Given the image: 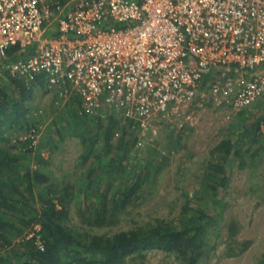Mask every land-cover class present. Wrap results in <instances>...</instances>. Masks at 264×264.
<instances>
[{"label":"trees","instance_id":"16d2710c","mask_svg":"<svg viewBox=\"0 0 264 264\" xmlns=\"http://www.w3.org/2000/svg\"><path fill=\"white\" fill-rule=\"evenodd\" d=\"M46 34L59 31L51 26ZM32 51L31 46L22 50L13 45L9 61ZM213 71L206 72L205 85ZM45 81L41 75L29 84L9 69L0 71V264H153L148 252L154 249L173 254L178 264H207L208 241L214 248L223 242L226 257L240 256L250 247V239L238 237L241 223L226 214L224 196L235 168H249L256 176L252 185L264 187L263 100L225 118L197 175L205 197L184 189L185 201L176 215L143 222L129 217L134 224L124 228L122 220L157 182L161 156L151 148L148 154L154 157H141L135 120L123 122L114 112L105 118L81 114L77 94L65 103L52 99L49 121L47 105L36 101L53 91ZM186 129L174 124L169 136L176 138ZM30 134L38 136L36 143ZM66 137H79L83 148L74 169L64 171L54 161ZM221 223L226 230L218 239ZM257 264H264V253Z\"/></svg>","mask_w":264,"mask_h":264},{"label":"built area","instance_id":"2783aa9c","mask_svg":"<svg viewBox=\"0 0 264 264\" xmlns=\"http://www.w3.org/2000/svg\"><path fill=\"white\" fill-rule=\"evenodd\" d=\"M54 21L59 34L47 35ZM13 45L33 51L9 61ZM5 68L29 84L44 75L56 104L80 95L83 115L135 120L143 150L207 105L229 118L264 101V0H0Z\"/></svg>","mask_w":264,"mask_h":264},{"label":"rangeland","instance_id":"374dc122","mask_svg":"<svg viewBox=\"0 0 264 264\" xmlns=\"http://www.w3.org/2000/svg\"><path fill=\"white\" fill-rule=\"evenodd\" d=\"M52 99L51 93L36 97V101L47 105L45 111L49 121L52 117L49 110ZM192 116V121L186 125L185 132L176 138L169 136V130L173 128L174 123L162 126L164 129H160L156 137L147 136L141 157H154L148 154V151L154 148L155 154L161 156V170L157 173V182L152 185L151 192L147 193L143 202L127 219L122 220L120 226L126 228L134 224L130 218L143 222L150 217L176 215L185 201L184 189L193 195L206 196L198 187L197 175L202 171L201 166L205 157L209 155V150L219 140L220 128L226 122V111L223 107L211 104L203 110L195 111ZM41 128L43 131L44 127ZM175 139L180 143L174 145ZM82 148L79 137H66L60 151L62 156L56 154L58 161H54L55 166L60 164L64 171L73 170ZM45 155L48 156V152H45ZM255 179L256 176L250 173L249 168L245 170L235 168L230 189L224 196L228 201L226 214L234 215L241 223L238 237L250 239L252 241L250 247L240 256L226 257L222 255L223 242L219 240L214 248V242L208 241L206 246L212 249L207 264H257L258 257L264 253V187L253 186ZM217 228H220L221 233L218 237L220 239L226 229L222 223ZM148 257L153 264H178L173 254L162 250H150Z\"/></svg>","mask_w":264,"mask_h":264},{"label":"crops","instance_id":"0c3cea01","mask_svg":"<svg viewBox=\"0 0 264 264\" xmlns=\"http://www.w3.org/2000/svg\"><path fill=\"white\" fill-rule=\"evenodd\" d=\"M52 26H57V24H56V22L54 23L53 22V24H52ZM49 27H51V25L49 26ZM30 54H28L27 55V57L29 56ZM26 57V58H27ZM46 82V81H45ZM51 94H52V96H53V100L55 99V100H58L59 99V97H58V94L55 92V91H51ZM54 102H56V101H54ZM56 105V104H55ZM64 104H62L61 106H63Z\"/></svg>","mask_w":264,"mask_h":264}]
</instances>
